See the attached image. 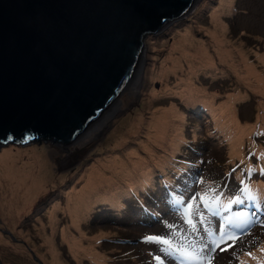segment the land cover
I'll list each match as a JSON object with an SVG mask.
<instances>
[{"label": "rangeland", "instance_id": "1", "mask_svg": "<svg viewBox=\"0 0 264 264\" xmlns=\"http://www.w3.org/2000/svg\"><path fill=\"white\" fill-rule=\"evenodd\" d=\"M227 2L229 6L224 9L222 18L219 17L226 27L221 29L219 25L218 31L230 48L232 57L223 60L211 34L205 29L212 25L211 11L221 9L222 4ZM186 24L192 25V28L185 29L187 32L184 35L189 47H199L200 44H205V40L214 56V68L201 70L199 77L195 78L196 83L204 88L203 102H200V98L191 100L182 97V88L179 86L187 72V63L176 39ZM242 52L248 56L245 58L249 63L242 60ZM172 53L180 55V66L175 71L160 73L165 62L172 64ZM247 64L258 68L262 74V83L254 74L248 73ZM166 86L169 89L161 91ZM153 91H158V94L153 96ZM207 96H213V103L218 108L223 100L232 99L231 112L238 120L236 128L241 125L248 128L241 139L233 143L229 133L218 129L216 121L220 119L219 112L210 108ZM199 105L204 106L209 114L204 112V116H201L193 113ZM170 106L174 108L165 112L167 118L153 122L158 111ZM182 111L184 115L179 117ZM174 119L178 125L170 121ZM165 128H169L171 135L180 131L184 139L192 138L194 150H189L184 157L179 155L184 144L182 142L174 153L170 147L159 151L163 147L162 142L167 140L160 138L157 131ZM207 132H210L211 137H206ZM102 133L86 151L69 161L62 159L68 154L65 146L63 148L50 140L19 144L0 155V264H160L155 260L157 255L163 258V264H178L182 259L177 252L162 251L163 245L145 242L144 237L167 236L174 247L181 248L192 241L209 243L206 229L213 231L212 238L217 239L219 234L214 230L221 222L227 224L235 218L236 213L247 211L245 205L234 203L231 206L228 203L239 194L240 180L257 195L256 201L251 200L252 206L264 209V0H204L198 11L158 34L155 78L146 97L133 116ZM123 138L126 139L125 143H121ZM101 148L102 151H98ZM92 153L95 154L89 160ZM105 153L107 157L104 156ZM178 155V158L182 157L184 160L178 161L175 158ZM99 158H126L132 164L139 160L145 161L158 178L167 167L183 166L184 172L190 164V169L185 174L182 173L183 177H175L180 188L184 189L192 179L201 181V193L208 195L207 204L225 198L208 207L224 218L207 211L202 213L203 209H207L204 204L199 199L192 200L197 192H183L180 193L183 202H174L180 208L164 213L156 225L137 223L132 218L138 205H131L130 209L115 205L120 210L119 219H106L102 217V210L98 211L96 208L101 203L99 202L88 218L82 220L81 226L70 211L71 200L70 197L66 198L67 192L81 188L85 183L81 175L86 178L87 171ZM164 158H168L165 165L161 161ZM197 161L202 167L195 169L193 163ZM6 163H12L21 177L23 172L18 166L23 164L31 166L36 173L33 180L22 184L25 186L31 182L34 189L27 191L22 198L23 204L13 210L3 202L6 197L10 198L9 188H6L9 177L5 175V168L11 166ZM136 173L142 177L146 175V170H138ZM63 175L66 176L65 179L62 178ZM44 180L46 184L42 186ZM155 181L153 177L151 185ZM107 184H102L101 187ZM152 190L154 189L151 188ZM139 194L140 188L136 187L127 204L143 202L149 205L154 200H160L163 205L168 200L165 190L152 193V197L146 199L140 198ZM81 195L76 194L75 199H79ZM247 201L250 200L245 199L244 203ZM189 202L194 206L190 216L185 207ZM14 210L17 211L11 214ZM248 211L253 218L259 214L258 210L248 208ZM186 216L192 220L195 229L186 223ZM168 224L173 227L169 229ZM246 225V229L229 225L232 228L229 231L240 237V243L236 245L239 259L246 260L247 264H258V259L243 253L251 251L256 258L264 257L261 252V247H264V216L260 215L259 220L253 219L252 223ZM83 233L82 246H86L92 239L102 253V261L92 260L89 256H82L78 261L72 236L75 234L78 240ZM223 254L224 251L219 249L212 253L215 257L214 264H238L232 251L227 259L222 258ZM171 257L174 258L172 262L164 259Z\"/></svg>", "mask_w": 264, "mask_h": 264}, {"label": "water", "instance_id": "2", "mask_svg": "<svg viewBox=\"0 0 264 264\" xmlns=\"http://www.w3.org/2000/svg\"><path fill=\"white\" fill-rule=\"evenodd\" d=\"M203 1L0 0V155L97 140L133 116L155 78L158 34Z\"/></svg>", "mask_w": 264, "mask_h": 264}, {"label": "bare ground", "instance_id": "3", "mask_svg": "<svg viewBox=\"0 0 264 264\" xmlns=\"http://www.w3.org/2000/svg\"><path fill=\"white\" fill-rule=\"evenodd\" d=\"M229 2L223 3L222 8L219 10H210L211 11V21L212 25L210 27H207L205 30L206 32L210 33L214 45L221 56L223 60H228L230 57H232L230 48L225 44V39L222 38L220 32L218 31V26L220 25L221 29H224L226 26L223 24L222 20V14L224 12V9L227 8L229 5ZM220 17V18H219ZM186 28H192V25L186 24L183 31L179 33L177 36L176 42L180 44V52L184 56L185 61L187 63V72L182 78V82H179V86L182 88V97L188 98V99H196L200 98V102H203L204 99L202 98V94H204V88L199 86L195 78L199 77V72L201 70H209L211 68H214L215 61L213 54L210 53V47L208 43L204 40L205 44H200L199 47H195L194 49L190 48L188 45L187 39L184 37ZM189 31V30H188ZM209 48V49H208ZM212 52V51H211ZM245 57H248L245 52H242V60L249 63ZM180 55L171 54L170 55V62L171 65H168V62H165L164 66L160 68V73L165 74L169 71H175L180 66ZM248 67V73L254 74L256 77H258V80L260 83L263 82L262 74L258 70V68L252 64H247ZM169 87L166 86L165 88H162L161 91L168 90ZM158 94V91H153L152 95ZM209 100V106L215 111L219 112L220 119L217 120V127L219 130L226 131L230 134V139L232 142H236L237 140L241 139L244 134L248 131V128L241 125L239 128H236L238 120L236 119L235 115L231 112L232 109V99L227 98L223 100L220 103V108L214 105L213 103V96H207ZM235 97V96H234ZM174 106H170L168 108H165L161 111H158L153 118V122L157 120H163L168 117L165 112L173 109ZM185 111V110H184ZM184 111L180 112L179 117H183ZM203 111V112H202ZM204 112H209L207 109L199 105L197 106L196 110L193 113H199V115L204 116ZM173 122V120H170ZM179 130V127H177ZM169 128H165L162 130L157 131L160 138L165 139L168 137ZM103 134V133H102ZM95 135L86 138L82 140L81 142L75 144V145H69L68 147H65V149L68 151V154L62 159L63 160H71L73 158H76L78 155L82 154L84 151H86L91 144L95 141ZM166 140V139H165ZM180 140L183 141V137L180 131L171 139L170 145L173 152L178 151V145L180 143ZM126 139L123 138L121 140V143H125ZM63 147V146H62ZM64 148V147H63ZM4 158V155H3ZM168 162V159H164L162 161V164L165 165ZM68 165L69 163H64ZM6 165L11 166L5 168V175L9 177L7 182V187L10 191V198L7 197L3 199V202L7 203V207L10 209H16L20 206V204H23L22 198L23 195L30 191L32 188V183H28L25 186L22 184L27 180H33V176L36 174L35 171L32 169L31 166L28 164H23L18 166L21 171L23 172V177L19 176L16 171L15 167H13L12 163H6ZM148 164L142 162L141 160L135 162L132 164L128 159L126 158H111V159H104L99 158L95 160L92 167L87 171L86 178L81 175L83 178V185L79 190L74 192H67L66 198L71 200L70 207L71 212L75 215L76 221L79 225L82 226L83 219H87L88 215L90 214L91 208L96 204L98 200L102 198L105 194L111 192L113 189L122 186V185H128L136 180H138V186L133 185L132 187H128L125 189H119V193L121 194H127L130 192L131 188L133 187H139L144 188L146 187L152 180H153V171L149 170L146 172L145 176H140L136 173L138 170H144ZM183 167V166H182ZM140 182V183H139ZM108 183L103 188L101 187L102 184ZM46 184V180L42 182V186ZM21 188L23 190H21ZM34 189V188H32ZM76 194H82L79 199H75ZM14 199V201H13ZM225 198L222 199H216L215 201H211L208 204H214L216 205L220 201H223ZM57 203H60V201L57 200ZM249 202L247 201L245 203V206ZM30 204V203H29ZM29 204L26 206V208L29 206ZM56 205V204H54ZM58 205V204H57ZM150 207L153 208L152 202H150ZM240 205V204H237ZM203 209L204 213L205 211L209 213H214L213 210ZM17 210H14L13 212H10L11 214L15 213ZM145 214V212H143ZM219 218L220 215L216 214ZM229 219V216H228ZM232 227V226H231ZM248 225H244L243 228L246 229ZM84 233L82 236L76 239V235L73 234L74 238V245H75V255L78 257V261L80 262L82 256H89L92 260L97 259L102 261V253L97 249V246L95 242L90 239L89 243L86 246H82ZM231 253V250L224 251V254L222 255L223 259H227Z\"/></svg>", "mask_w": 264, "mask_h": 264}, {"label": "snow or ice", "instance_id": "4", "mask_svg": "<svg viewBox=\"0 0 264 264\" xmlns=\"http://www.w3.org/2000/svg\"><path fill=\"white\" fill-rule=\"evenodd\" d=\"M11 139V137H9ZM251 171V170H249ZM240 188L239 194L235 196L234 202L243 203L245 199L256 201L257 195L254 193L251 188L247 184L244 183L243 180L239 181ZM171 195V193H168ZM179 202H183V198H177ZM199 199L201 204H204L205 207H209V204L206 203L208 200L207 193H197L196 196L192 197V200ZM258 206V205H257ZM188 210V216H190L191 210L194 207L191 202L185 205ZM202 215V214H200ZM247 213L241 211L235 214V218L231 219L226 223L221 222L217 229L214 231L217 232L218 238L213 239V231L205 230L208 233L209 243H201L199 241H192L186 247H174L173 242L167 236L160 235H146L144 237L145 242L155 243L163 245L164 247L161 249L165 252H177L181 259L189 262V264H214L215 257L212 255L217 249L220 251H228L231 250L234 257H237L238 264H247L246 260H240L238 253L236 251V245L240 243V237L235 233L229 231V225L232 227H243L245 224L250 223L247 219ZM186 216V223L192 226L195 229V225L190 218ZM203 223V221H201ZM167 227L171 229L173 225L168 224ZM231 241V243H229ZM223 245V247H222ZM261 252L264 253V247H261ZM245 256L252 257L253 259H258V264H264V257L256 258L255 254L251 251L244 252ZM155 260L163 264V258L159 255L155 257Z\"/></svg>", "mask_w": 264, "mask_h": 264}, {"label": "trees", "instance_id": "5", "mask_svg": "<svg viewBox=\"0 0 264 264\" xmlns=\"http://www.w3.org/2000/svg\"><path fill=\"white\" fill-rule=\"evenodd\" d=\"M134 121H136V118L134 119ZM173 122L176 123V119L173 120ZM177 124V123H176ZM178 125V124H177ZM169 133V131H168ZM175 136V134H169L167 138H165L167 140V142H162V149H160L159 151L161 150H164L166 148H171V145H170V142L168 140L171 141V139ZM182 137H183V133H182ZM133 138V137H132ZM184 143L180 152H179V155L181 156H184V155H187L189 153V150H194L193 147V139L192 138H187V139H184L183 138V141L180 140V143L178 145V148L181 146V143ZM197 142V140H196ZM168 146V147H167ZM156 151H158V149L155 148ZM172 150V149H171ZM98 151H102V148L99 149ZM96 151V152H98ZM95 152V153H96ZM95 153H92L91 154V157L89 160H91L94 156ZM172 153L173 150H172ZM107 153L104 154L105 157ZM178 156H173L175 157L178 161H183L182 160V157L181 158H178ZM172 157V158H173ZM166 159V158H164ZM164 159H162L161 161H163ZM168 159V158H167ZM144 163H146L144 161ZM147 164V163H146ZM191 165L188 164L187 166V170L184 171V172H187L189 169H190ZM183 168L184 167H173V168H169L167 167L166 171L164 172V174H162V176L160 178L156 177V175L154 176V171L152 170L151 167H146L144 170L149 171V170H152L153 171V177H154V180L155 183L153 185H151V182L144 188H140V194H139V197L140 198H143V199H146L147 197L148 198H151L152 197V193H159L163 190H165L166 192V195L168 197V200L165 202V204H161L160 200H154L153 203H152V206L153 208H149L150 206H148V204H144L143 202H132L131 204H127V200L129 199L130 196H132V193L134 191V189L136 187H133L131 188L130 192L127 193V194H121L119 193V189H125V188H128V187H132L133 185H136L137 186V183H138V180L128 184V185H122V186H119L115 189H113L111 192L105 194L104 196H102V198L100 200H98L96 202L99 203L101 202L98 206H96V204L91 208V210L96 206V208L99 210H102V217L106 218V219H116L118 216H119V211L117 209V207L115 205H123L124 209H129V207L131 205H138V207L134 206L137 208V212H136V215L135 216H132L133 219L135 218H142V219H151V220H154L155 218H157L160 214V212L162 210H164L166 207L168 206H175L174 202L176 200H178L177 198H180L181 194L180 193H189V191H185L184 189H181L180 188V183L178 182V179L177 178H180L182 177V173L183 172ZM156 174H159V172H156ZM161 175V174H160ZM145 176V175H144ZM177 177V178H175ZM62 178H66L65 175L62 176ZM149 185H151V187H149ZM151 188H153L154 190L151 191ZM168 193H171V195H168ZM103 200V202H102ZM91 210H90V213H91ZM145 212V214L143 213ZM89 216V215H88ZM137 216V217H136Z\"/></svg>", "mask_w": 264, "mask_h": 264}]
</instances>
